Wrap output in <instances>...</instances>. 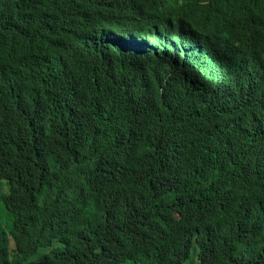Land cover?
Here are the masks:
<instances>
[{
    "label": "trees",
    "instance_id": "obj_1",
    "mask_svg": "<svg viewBox=\"0 0 264 264\" xmlns=\"http://www.w3.org/2000/svg\"><path fill=\"white\" fill-rule=\"evenodd\" d=\"M98 1L0 0V264H264V0L208 11L213 106L140 69L109 94L88 47L67 62Z\"/></svg>",
    "mask_w": 264,
    "mask_h": 264
},
{
    "label": "clouds",
    "instance_id": "obj_2",
    "mask_svg": "<svg viewBox=\"0 0 264 264\" xmlns=\"http://www.w3.org/2000/svg\"><path fill=\"white\" fill-rule=\"evenodd\" d=\"M213 1L99 0L97 5H87L81 10L85 14L82 19L85 28L76 32L78 37L68 44V54H63V58L74 62L76 67L85 61L87 56L82 55V49L88 47L89 70L100 71L109 94L121 86L123 69H140L150 72L152 75L144 72V76L152 77L158 85L160 79L170 80L177 86L185 85L175 96L178 99L202 91L210 105H215L213 98L219 104L226 103V94L219 90L216 81L197 76L213 68V63L222 61V51L228 47L224 45L226 38L212 33L221 29L216 17L208 14ZM244 6L243 3L224 5L222 14L226 22ZM262 10L260 6L259 11ZM208 40L214 44L210 45ZM72 48L80 51L77 58L72 56ZM217 66L227 69L226 65ZM255 113L253 120L264 124V114L256 110ZM169 114L173 127L177 128L180 116L173 110ZM167 116L164 111L163 119ZM221 121L229 123L232 132L228 141L234 142L237 122L244 124L243 120L222 117ZM260 138H264V131ZM259 148L264 151V146Z\"/></svg>",
    "mask_w": 264,
    "mask_h": 264
},
{
    "label": "rangeland",
    "instance_id": "obj_3",
    "mask_svg": "<svg viewBox=\"0 0 264 264\" xmlns=\"http://www.w3.org/2000/svg\"><path fill=\"white\" fill-rule=\"evenodd\" d=\"M5 183V181H3Z\"/></svg>",
    "mask_w": 264,
    "mask_h": 264
}]
</instances>
